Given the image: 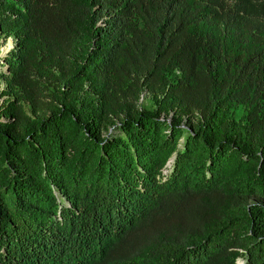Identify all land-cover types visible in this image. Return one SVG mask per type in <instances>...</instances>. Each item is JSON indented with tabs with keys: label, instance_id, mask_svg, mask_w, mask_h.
<instances>
[{
	"label": "trees",
	"instance_id": "trees-1",
	"mask_svg": "<svg viewBox=\"0 0 264 264\" xmlns=\"http://www.w3.org/2000/svg\"><path fill=\"white\" fill-rule=\"evenodd\" d=\"M11 35L0 264H264V0H0Z\"/></svg>",
	"mask_w": 264,
	"mask_h": 264
},
{
	"label": "rangeland",
	"instance_id": "rangeland-1",
	"mask_svg": "<svg viewBox=\"0 0 264 264\" xmlns=\"http://www.w3.org/2000/svg\"><path fill=\"white\" fill-rule=\"evenodd\" d=\"M16 45V38L11 35L8 37H0V72H5L7 73V67L3 65V60L2 58L6 56V54L10 53L12 49L15 48ZM7 86H6V81L2 75H0V109L2 106L8 104V101L12 98L11 95L4 93L6 91ZM140 104H146L147 106L154 107L155 99L152 98L151 95H148L146 91H144L141 94L139 102ZM5 116L2 115L1 119H5ZM238 264H243V259L239 258L238 259Z\"/></svg>",
	"mask_w": 264,
	"mask_h": 264
}]
</instances>
